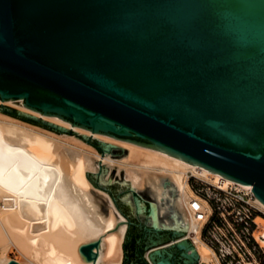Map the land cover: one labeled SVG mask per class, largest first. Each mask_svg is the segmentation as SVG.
Wrapping results in <instances>:
<instances>
[{"label": "water", "instance_id": "95a60500", "mask_svg": "<svg viewBox=\"0 0 264 264\" xmlns=\"http://www.w3.org/2000/svg\"><path fill=\"white\" fill-rule=\"evenodd\" d=\"M0 98L251 183L264 202V0H0ZM121 185L156 236L148 264H197L185 230L153 224Z\"/></svg>", "mask_w": 264, "mask_h": 264}, {"label": "bare ground", "instance_id": "6f19581e", "mask_svg": "<svg viewBox=\"0 0 264 264\" xmlns=\"http://www.w3.org/2000/svg\"><path fill=\"white\" fill-rule=\"evenodd\" d=\"M2 100L13 103L11 99ZM17 107L63 130L98 137L108 150L100 153L74 136L58 134L0 111V264L12 260L9 251L13 249L23 258L22 264L121 262L128 219L112 196L88 175L90 171H101L100 163L108 169L117 166L118 172L124 170L123 182L137 191L148 190L153 224L184 229L200 262L219 263L215 252L200 237L202 221L195 219L190 202L200 200L205 215L210 205L194 194L189 177L220 188L231 184L252 192L251 183L242 184L157 149L118 140L22 103ZM111 144L125 148V155L115 159L109 152ZM100 180L108 179L101 175ZM253 198L264 211V202L254 194ZM260 238L264 244V233ZM94 240H98L92 248L96 255L86 258L80 248Z\"/></svg>", "mask_w": 264, "mask_h": 264}, {"label": "rangeland", "instance_id": "374dc122", "mask_svg": "<svg viewBox=\"0 0 264 264\" xmlns=\"http://www.w3.org/2000/svg\"><path fill=\"white\" fill-rule=\"evenodd\" d=\"M0 100H1L0 111L4 112L6 114H9V115L18 117V118H20L26 122H29V123L31 122L33 124L35 123V122L30 121L29 119H27L25 117H19L17 115L12 114V113H15L17 111H20L23 113L26 112V111H23L17 107L18 105H20L23 102L22 98H14V99L9 100L13 103H4L5 102L4 100H2V99H0ZM9 101H6V102H9ZM26 114L37 116V115H34L33 113H29V112H26ZM47 121H49V120H47ZM35 124L42 126L46 129L52 130L58 134H66V135L74 136L78 139H81V140L89 143L90 145H92L98 152H100V150L95 147V144H99L97 142V139H99L98 137H94L90 134L75 133L69 129L62 130V131H56L54 129L45 127V126L40 125L38 123H35ZM86 138H89L91 140V142L86 141ZM121 147L122 146H120L118 144H111L109 146V152H110V154L113 155V157L115 159H120L121 157H123L125 155V151L122 149L123 147L122 148ZM97 171H100V170H97ZM97 171H90V172H88V175L91 177V179L93 181H95V182L97 181L98 184L105 186L111 190L113 196L116 198V202H117L118 206L120 208H122L128 214L129 218L145 220L146 219L145 218V212L142 211L138 217L137 214H135V212H134V207H133L132 201H130L129 199L125 200V196L128 193L126 194V191H123V190L128 185H123V186L121 185V183H123V177L125 176L124 175L125 171L122 170V171H120L121 173L118 172L119 170H118L117 166L112 167L111 169L110 168L108 169V167L106 165L103 166L102 170L100 171L101 172L100 176L103 175V177L105 179H108L106 181L100 180V176H97ZM189 179H190V181H189ZM189 179H188V181L190 183L191 189L193 190L194 194L197 197L204 199V196H206L207 194L212 195V193L216 191V190H214V189H216L215 185L208 184L207 182H205L201 179H198L197 177H194V176H190ZM197 187L201 188V191H199V192L195 191L194 189ZM235 187H236L237 193L239 195H242L244 197V199L247 200L251 204V215L255 216L256 218H255L254 222H251V224L248 228L249 234H247V236H250V238L249 239L244 238L245 243H246V247H247L246 256H244L243 259H240V261H236L233 259V262H231L230 264H264V244L261 242V238H260L262 233H264V211L261 210L259 207H257L254 204L255 198H253V196L250 194V192L248 190H246L243 187H238V186H235ZM140 195L142 197L140 200V203L142 205H147L146 201L150 202L152 200L150 193L145 188L140 191ZM205 201L207 202V200H205ZM222 201L229 202V200L224 198V197L222 198ZM128 203L130 205H128ZM170 208L172 209L173 207L171 206ZM166 213H167V211L164 212V214L159 219L160 220L164 219ZM213 217L216 218L215 213H213ZM260 218H262V219H260ZM250 233H253L257 240L252 235H250ZM204 234L205 233L202 234V240L207 246H209L206 243V240L204 239ZM9 256L12 260H15L18 263L22 264L21 262H23V258L16 251V249L9 251ZM219 263H217V261H213L212 263H209V264H219ZM222 264H226V263H223V261H222Z\"/></svg>", "mask_w": 264, "mask_h": 264}, {"label": "built area", "instance_id": "2783aa9c", "mask_svg": "<svg viewBox=\"0 0 264 264\" xmlns=\"http://www.w3.org/2000/svg\"><path fill=\"white\" fill-rule=\"evenodd\" d=\"M201 191V188H195ZM215 192L207 194L204 199L210 205V212L205 215L202 204L198 199H192L190 206L194 212V217L202 221L200 227V237L204 234L206 243L213 249L218 261L222 264H230L233 259L240 261L246 256L247 247L245 239H249V226L255 221V216L251 215V204L239 195L236 187L228 185L225 188L216 187ZM250 192V191H249ZM253 196V193L250 192ZM226 198L229 202L222 201ZM216 214V218L213 217ZM255 239V235L250 233ZM191 242V237H187ZM257 240V239H256Z\"/></svg>", "mask_w": 264, "mask_h": 264}, {"label": "flooded vegetation", "instance_id": "af4514ba", "mask_svg": "<svg viewBox=\"0 0 264 264\" xmlns=\"http://www.w3.org/2000/svg\"><path fill=\"white\" fill-rule=\"evenodd\" d=\"M122 209V208H121ZM122 211L128 216V214L122 209ZM129 223L127 224V230L123 241V256L120 263L122 264H148L147 254L151 247V239H155L156 236L153 231H147L144 229L145 220L131 219L128 216ZM147 225H150L147 223ZM165 241H172L171 231L164 230L161 232ZM124 261V262H123ZM201 262L198 260L197 264ZM119 264V263H118Z\"/></svg>", "mask_w": 264, "mask_h": 264}]
</instances>
